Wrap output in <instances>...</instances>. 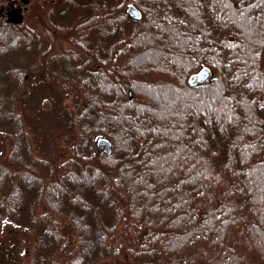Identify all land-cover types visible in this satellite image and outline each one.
I'll return each mask as SVG.
<instances>
[{
  "label": "trees",
  "instance_id": "trees-1",
  "mask_svg": "<svg viewBox=\"0 0 264 264\" xmlns=\"http://www.w3.org/2000/svg\"><path fill=\"white\" fill-rule=\"evenodd\" d=\"M9 1L0 237L28 230L29 264H264V0H43L39 28L5 19ZM22 44L43 112L8 61Z\"/></svg>",
  "mask_w": 264,
  "mask_h": 264
},
{
  "label": "rangeland",
  "instance_id": "rangeland-1",
  "mask_svg": "<svg viewBox=\"0 0 264 264\" xmlns=\"http://www.w3.org/2000/svg\"><path fill=\"white\" fill-rule=\"evenodd\" d=\"M53 1V0H48ZM62 1V0H61ZM59 1L58 10L66 7L65 0ZM43 0H35V4H28L24 18L27 20L29 27L39 28V24L35 19V12H38L40 16H44V10H40V5H44ZM55 2V1H54ZM49 8V7H48ZM51 8H53L51 6ZM63 11H61L62 13ZM71 13H75L74 10H71ZM77 14V13H76ZM75 17V16H74ZM33 40H28L26 43H33ZM66 45V43H64ZM67 46V45H66ZM145 45L143 48H147ZM34 49L32 45L22 44L20 47L16 48L15 51L11 52L8 55V61L16 66L22 67V75L29 82L28 87L30 89L28 96V103L31 107L40 109V111H45L47 109L43 108V99L49 93V89L45 86L44 81L39 74V71L33 68L34 61L37 62L38 56H35ZM4 58V57H2ZM32 64V65H31ZM4 65V62L2 63ZM71 98L66 97L64 103H69ZM165 103L168 104L169 100H165ZM164 103V105H165ZM45 109V110H44ZM59 147L65 146L62 142L58 143ZM10 149V139L8 136L0 134V160H4ZM64 152L65 149L61 148ZM2 234L0 237V264H29V250L31 248V234L26 229L17 228L13 222H3Z\"/></svg>",
  "mask_w": 264,
  "mask_h": 264
},
{
  "label": "water",
  "instance_id": "water-1",
  "mask_svg": "<svg viewBox=\"0 0 264 264\" xmlns=\"http://www.w3.org/2000/svg\"><path fill=\"white\" fill-rule=\"evenodd\" d=\"M24 2H27V0H24ZM126 12L133 18L135 19H139L142 17V12L141 10L132 2H129L127 7H126ZM8 20L14 23H18L22 20V12H21V8H15L12 7L8 10ZM210 69L206 66H203L201 68H199L198 70L192 72L188 78L187 81L190 84H197L200 82H204L207 81L208 78L210 77ZM129 95H130V91H129ZM111 141L109 139H107L106 137H98L96 139V146L98 148L103 149V151L106 154H110L111 153Z\"/></svg>",
  "mask_w": 264,
  "mask_h": 264
},
{
  "label": "flooded vegetation",
  "instance_id": "flooded-vegetation-1",
  "mask_svg": "<svg viewBox=\"0 0 264 264\" xmlns=\"http://www.w3.org/2000/svg\"><path fill=\"white\" fill-rule=\"evenodd\" d=\"M24 6H25L24 0H10V1L8 2V5H7L6 8L4 9V11H3V13H2V16L5 17V19H8V18H7V16H8L7 14H8V10H9L10 8H12V7H15V8L20 7V8H22V10H23Z\"/></svg>",
  "mask_w": 264,
  "mask_h": 264
}]
</instances>
